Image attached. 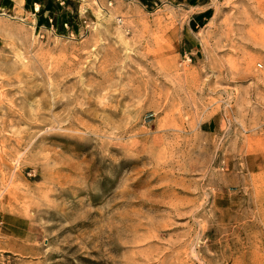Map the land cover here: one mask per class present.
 Returning <instances> with one entry per match:
<instances>
[{"label":"rangeland","instance_id":"rangeland-1","mask_svg":"<svg viewBox=\"0 0 264 264\" xmlns=\"http://www.w3.org/2000/svg\"><path fill=\"white\" fill-rule=\"evenodd\" d=\"M208 2L0 16V264H264V0Z\"/></svg>","mask_w":264,"mask_h":264},{"label":"crops","instance_id":"crops-1","mask_svg":"<svg viewBox=\"0 0 264 264\" xmlns=\"http://www.w3.org/2000/svg\"><path fill=\"white\" fill-rule=\"evenodd\" d=\"M78 2H79V15H80L81 0H78ZM26 3L27 0H0V16H11L14 18H20L24 20L30 19L31 22L36 25V28H38L37 23L38 20L41 18H49L50 22H52L53 16L52 17L50 16L51 10H54L56 16L63 10L69 11V9L66 8L65 0L34 1L30 4L29 9L26 8ZM199 4H208V5L206 6L207 8L205 10L198 12L196 16L212 9V6H210L209 2L199 3ZM39 28H46V27L41 26ZM52 29L56 30L54 27ZM9 251H13V250L10 249Z\"/></svg>","mask_w":264,"mask_h":264},{"label":"trees","instance_id":"trees-1","mask_svg":"<svg viewBox=\"0 0 264 264\" xmlns=\"http://www.w3.org/2000/svg\"><path fill=\"white\" fill-rule=\"evenodd\" d=\"M39 0H27L26 8L29 9V6L32 2ZM143 4L149 3L150 0H140ZM202 3H207L208 0H201ZM195 3V1H194ZM66 8L69 9L63 10L59 14H55L54 10L50 11V16L52 17V22L49 18H41L38 20L37 27L45 26L46 28H55L59 33H66L68 30L77 31V21H80L79 17V2L78 0H65ZM213 15V10L210 9L204 13H201L196 16L201 25H204L208 19ZM67 24V25H66Z\"/></svg>","mask_w":264,"mask_h":264},{"label":"bare ground","instance_id":"bare-ground-1","mask_svg":"<svg viewBox=\"0 0 264 264\" xmlns=\"http://www.w3.org/2000/svg\"><path fill=\"white\" fill-rule=\"evenodd\" d=\"M98 3V6L101 8V5H100V3L99 2H97Z\"/></svg>","mask_w":264,"mask_h":264}]
</instances>
